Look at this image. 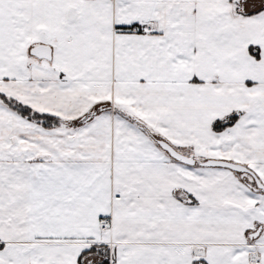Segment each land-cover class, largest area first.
<instances>
[{
	"label": "snow or ice",
	"instance_id": "1",
	"mask_svg": "<svg viewBox=\"0 0 264 264\" xmlns=\"http://www.w3.org/2000/svg\"><path fill=\"white\" fill-rule=\"evenodd\" d=\"M0 264H264V0H0Z\"/></svg>",
	"mask_w": 264,
	"mask_h": 264
}]
</instances>
